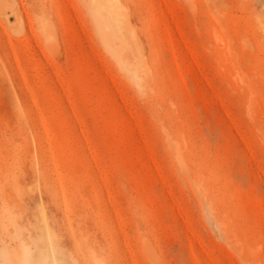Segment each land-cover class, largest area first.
Listing matches in <instances>:
<instances>
[{
  "label": "rangeland",
  "instance_id": "374dc122",
  "mask_svg": "<svg viewBox=\"0 0 264 264\" xmlns=\"http://www.w3.org/2000/svg\"><path fill=\"white\" fill-rule=\"evenodd\" d=\"M0 264H264V0H0Z\"/></svg>",
  "mask_w": 264,
  "mask_h": 264
},
{
  "label": "water",
  "instance_id": "95a60500",
  "mask_svg": "<svg viewBox=\"0 0 264 264\" xmlns=\"http://www.w3.org/2000/svg\"><path fill=\"white\" fill-rule=\"evenodd\" d=\"M9 20H13V16H10V17H9Z\"/></svg>",
  "mask_w": 264,
  "mask_h": 264
},
{
  "label": "bare ground",
  "instance_id": "6f19581e",
  "mask_svg": "<svg viewBox=\"0 0 264 264\" xmlns=\"http://www.w3.org/2000/svg\"><path fill=\"white\" fill-rule=\"evenodd\" d=\"M8 9H10V8H8ZM5 10H7V9H5Z\"/></svg>",
  "mask_w": 264,
  "mask_h": 264
}]
</instances>
